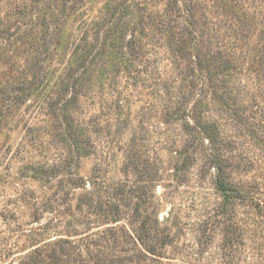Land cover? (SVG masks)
<instances>
[{"label":"rangeland","instance_id":"374dc122","mask_svg":"<svg viewBox=\"0 0 264 264\" xmlns=\"http://www.w3.org/2000/svg\"><path fill=\"white\" fill-rule=\"evenodd\" d=\"M62 239L87 264H264V0H0V264Z\"/></svg>","mask_w":264,"mask_h":264},{"label":"trees","instance_id":"16d2710c","mask_svg":"<svg viewBox=\"0 0 264 264\" xmlns=\"http://www.w3.org/2000/svg\"><path fill=\"white\" fill-rule=\"evenodd\" d=\"M125 28V24L123 25L122 20L119 18L117 20L116 23V31H120L122 28ZM116 34V33H115ZM121 37V35H120ZM141 48L142 45H139L138 48L133 49V51H135L137 54L141 53ZM92 48L90 49H86L85 47L81 46V45H77L76 46V50H75V54L74 57H76V60H79V58L82 57H87L92 53ZM106 52L101 53V56H105ZM64 121L66 123V126L68 127V134L71 137V139L73 140V144L75 145L76 149H78V152H81V149L83 148V143H85V140H82L81 138H78L79 136H76L74 129V118L72 116V114H64ZM211 129H213V126L208 125L207 126V132H209ZM209 130V131H208ZM212 132V131H210ZM40 170H37L39 172V175L34 173V176H40L38 178H43V174L45 173L46 169L45 166L42 165L40 168ZM221 167H219L218 169V178H217V186L220 190L229 192V193H233L237 190L236 187H234L232 185V183L229 181V179L227 178V174H225L224 172H221ZM152 230V229H151ZM148 231V230H146ZM137 240L140 243V245L143 247L144 251H146V253L148 254H152V255H158L156 254V249H155V244L152 243H145L143 241V238L141 237V234H139V236H137ZM144 243H143V242ZM52 246L54 247V249H52L50 251V253H45L43 258L42 253L39 252V250L36 251V253H38L36 256L32 255V259L29 261L28 264H44L45 261L47 262V264H87L88 262L82 258V255L80 253V250L78 252H76L77 249H80V247L78 245H76L75 241H71L70 239H62L59 240L57 242L52 243ZM55 247H59V252L56 251ZM76 254H75V253ZM146 256H148L147 254H145ZM42 257V258H41ZM77 257V258H75ZM153 258V257H152ZM95 264H100V263H95ZM101 264H110V262L105 263L104 261H102Z\"/></svg>","mask_w":264,"mask_h":264}]
</instances>
